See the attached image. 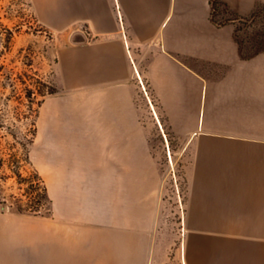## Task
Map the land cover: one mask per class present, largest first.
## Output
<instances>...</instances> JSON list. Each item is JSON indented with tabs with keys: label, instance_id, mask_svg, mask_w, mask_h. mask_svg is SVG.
I'll return each instance as SVG.
<instances>
[{
	"label": "crops",
	"instance_id": "obj_1",
	"mask_svg": "<svg viewBox=\"0 0 264 264\" xmlns=\"http://www.w3.org/2000/svg\"><path fill=\"white\" fill-rule=\"evenodd\" d=\"M31 2L57 49L40 145L66 157L41 158L50 217L0 218V264H169L154 187L119 152L140 136L141 83L172 129L198 136L181 263L264 264V53L244 57L211 0Z\"/></svg>",
	"mask_w": 264,
	"mask_h": 264
},
{
	"label": "rangeland",
	"instance_id": "obj_2",
	"mask_svg": "<svg viewBox=\"0 0 264 264\" xmlns=\"http://www.w3.org/2000/svg\"><path fill=\"white\" fill-rule=\"evenodd\" d=\"M212 3L218 21L236 24L238 41L245 53L264 48V0ZM56 67L55 42L38 22L31 0H0V218L17 214L51 216L52 206L50 213L44 210L45 215L17 212L18 205L33 206L35 202L27 196L29 183H19L14 171L31 179L38 172L47 187L45 165L38 152L42 133L38 134L37 102L56 93ZM140 86L136 95L140 136L137 139L135 132V144L129 145L126 132V145L119 152L123 151L124 158H140L142 184L147 182L154 187L150 192L151 206L157 213L158 235L167 246L168 263L182 264L186 167L189 158H200L198 136L193 131L172 129L149 93L148 84ZM28 90L34 92L32 98L27 96ZM109 154L114 156L113 148H109Z\"/></svg>",
	"mask_w": 264,
	"mask_h": 264
},
{
	"label": "trees",
	"instance_id": "obj_3",
	"mask_svg": "<svg viewBox=\"0 0 264 264\" xmlns=\"http://www.w3.org/2000/svg\"><path fill=\"white\" fill-rule=\"evenodd\" d=\"M212 1L213 0H211V2ZM213 9H214V11H213L214 20L216 22H219V24H221V25L226 24L228 21L227 22H220L216 19V8L214 7V5H213ZM236 36H237V30H236ZM237 40H238V37H237ZM240 46H241L242 54L246 58H252V57H254L260 53H264V48H260V49H256V50L254 48H252L250 50V52L245 53V50L242 47L241 43H240ZM33 93L34 92H32L31 90H28L27 96L29 98H32ZM41 95L43 96V94H41ZM43 101L44 100H39L37 102L38 108L42 105ZM33 135L35 136V132L33 133ZM31 142H33V139L31 140ZM28 160H29V158H28ZM14 173L18 176V182L19 183H24V182L29 183V191H27V196L31 197L30 201L35 202V204L33 206L29 205V204L25 207L23 205H18L16 207L17 212L24 213V214H31V215H45L44 210H47V212L50 213L51 206H52V199L48 193V189H47L46 185L44 184V180L39 175V173L38 172L35 173V175H34L35 179H31V177H24L20 172L14 171ZM19 201L21 202L22 199H20Z\"/></svg>",
	"mask_w": 264,
	"mask_h": 264
},
{
	"label": "bare ground",
	"instance_id": "obj_4",
	"mask_svg": "<svg viewBox=\"0 0 264 264\" xmlns=\"http://www.w3.org/2000/svg\"><path fill=\"white\" fill-rule=\"evenodd\" d=\"M38 149H39L38 152H39V154H41L42 158H65L66 157V151L64 149H62V148H59V147H43V146L40 145L38 147ZM70 152H71L72 155H76V156L80 155V156L84 157V156L87 155L88 148H85V147H70ZM48 240H50V239H48ZM6 243H4V244H6ZM48 243L46 244L45 248H47ZM46 252H48V251H46ZM106 252H108V250ZM51 256H53L52 259H54V255H51ZM113 256L115 257V255H113ZM48 257L51 258L50 256H48ZM55 257H56V255H55Z\"/></svg>",
	"mask_w": 264,
	"mask_h": 264
}]
</instances>
